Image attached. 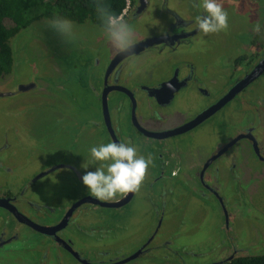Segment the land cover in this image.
<instances>
[{
	"label": "flooded vegetation",
	"instance_id": "flooded-vegetation-1",
	"mask_svg": "<svg viewBox=\"0 0 264 264\" xmlns=\"http://www.w3.org/2000/svg\"><path fill=\"white\" fill-rule=\"evenodd\" d=\"M238 1L242 2V8H249L247 0ZM193 8L192 0H129L125 8L128 9L126 18L139 36L134 53L117 55L103 34L101 39L104 43L95 54L97 95L105 104L106 132L111 141L127 142L131 139L140 155L152 158L153 163L140 190L112 201H100L88 191H77L78 183L75 187L60 189L58 184L66 186L72 184L71 180L80 181L83 174L79 166L48 165L33 177H29L27 172L17 173L21 168L0 167V262L148 264L161 256L169 258L168 253L172 251L173 257L182 258L181 261L187 264L180 250H170L172 243L169 240L161 243L154 240L167 216L164 208L167 209L183 194L187 196L190 193L188 189L214 192L209 193L217 196L220 214L228 219L225 207L230 202L229 187L236 177L234 170L239 166V152H252L256 160L264 163V147L259 141L263 134L254 118L257 109L249 108L264 105V93L255 87L260 83L257 81L264 77V65L259 66L264 60V28L255 34L247 52H238L233 58L226 56L222 63L217 61L213 64L215 70L219 67L228 69V78L223 86L214 87L218 90L214 99L191 107L189 98L192 94L212 96L208 90L210 85L203 77L212 68L208 64L212 62H195L198 48L193 47L192 41L203 33L196 30L193 21L198 11ZM82 25L76 24L75 27ZM44 38L50 44L59 42L53 36ZM214 43L215 39L210 38L207 45L209 53L213 51ZM18 62H24V59ZM100 67L103 69L99 70ZM257 67L260 73L253 77ZM16 68L15 60L13 70L6 75L9 79L13 78L11 74ZM217 80L212 77V85ZM8 81L6 77L0 81L2 97L37 87V83L30 80L9 88ZM92 87L97 89L95 84ZM245 92L251 95L250 99L241 95ZM229 93L234 95L228 97ZM240 95L241 109L228 110L231 118L236 117L233 135L226 139L219 137L212 152L194 151L190 138L196 129L214 117H220L224 107ZM258 96L262 98L258 100ZM139 116L143 119L140 120ZM109 124L117 139L113 138ZM4 148H0V154L11 159L12 153ZM224 156L233 159L228 167L232 177L226 170L222 175L223 169H217ZM156 159L160 164H156ZM225 175L230 177L225 179ZM45 181L49 182L43 184ZM138 197H143L142 200L149 204L148 219L152 222L145 224L144 236L141 234L135 238L125 232L133 221H138L135 210L129 209ZM162 202L165 206L163 211ZM22 203L32 208L31 214L23 209ZM236 204L232 203V207L235 208ZM33 211L50 215L49 221H41ZM241 220L243 218L238 220L239 229L237 224L235 229H227L228 234L233 233L237 237L229 238L217 256L201 258L199 264H225L237 256L258 254L240 253L244 248H240L242 240L249 241V236L248 239L241 238L245 233Z\"/></svg>",
	"mask_w": 264,
	"mask_h": 264
},
{
	"label": "rangeland",
	"instance_id": "rangeland-1",
	"mask_svg": "<svg viewBox=\"0 0 264 264\" xmlns=\"http://www.w3.org/2000/svg\"><path fill=\"white\" fill-rule=\"evenodd\" d=\"M247 1L249 8L244 9L242 2L238 0H224V5L229 11V27L218 33L203 34L192 41L193 47L198 48L197 58L193 57L192 60L195 58V62L201 64L212 62L208 63L212 65L208 70L209 74L203 76L210 85L208 90L212 96L207 98L204 93L192 94L189 98L191 107L198 106L199 102L204 105L208 100L214 99L218 92L214 87L223 86L228 78V69L219 67V70H215L213 64L217 61L222 63L226 56L233 58L238 52H247L256 34L252 30V25L259 19L260 12L264 11L258 4H254L253 0ZM41 20L34 22L32 27L23 29V32L12 40V45L16 49L17 68L11 74L13 78L9 79L6 76L9 80L7 87L16 88L18 84L30 80H34L37 87L15 95L0 96V148L5 147L6 151L12 153L11 159L5 154H0V167L9 165L12 168H21L17 173L27 172L29 177H33L42 168L60 163L79 166L83 174L85 170L81 167L84 160L82 153L86 155L87 149L93 144L111 141L104 127V102L101 96L97 95V71L94 70L95 54L104 43L101 39L102 28L93 23L74 27V37L70 44L60 42L50 44L44 37L51 38L52 34L48 29H41ZM210 38L215 39L211 53L207 46ZM23 59L24 62H18ZM102 69L103 67L99 68ZM93 72L95 73L92 74ZM212 77L218 79L216 84L212 85ZM257 83L259 85L255 87L264 93V77ZM93 84L97 89H93ZM241 95L247 96L248 99L251 96L246 92ZM241 95L224 107L220 117H214L196 129L190 138L194 151L212 152L215 149L213 144H217L216 140L219 137L226 139L233 135L237 122L235 116L231 118L228 110L235 107L241 109L239 103H242ZM261 98L258 96V100ZM253 107L257 109L254 118L257 126L261 128L263 135L259 137V141L264 147V105L251 106L250 110ZM244 109L246 110L247 106ZM139 119H143V116H139ZM251 154L253 153L239 152V166L234 170L236 177L232 187H229L230 202L225 205L228 219H224L220 214V201L217 196L209 193L212 191L188 189L190 193L187 196L183 194L167 209L162 202L161 211L165 207L167 216L154 240L155 243L167 239L172 243L170 250H180V255L183 254L182 257L187 260V264H199L202 259L219 254L227 240L235 236L233 233L228 234L227 229H235L236 224L239 229L238 220L243 218L241 223L244 222L242 229L245 233L241 234V238L248 239L249 236V241L242 240L240 248H244L240 253H263L264 163L256 160ZM232 160L230 156H224L219 160L217 169H223L222 175L224 170L229 173L228 167ZM155 162L160 164L157 159ZM61 171L62 169L59 170ZM229 174L232 177L231 173ZM230 176L225 175V179ZM79 180L76 182L71 180L72 184L66 186L58 185L61 186L60 189H65L68 186L75 187V183H78L76 190L86 192L87 188L83 185L82 179ZM47 182L49 181L43 184ZM142 198L138 197L133 201L134 204L129 206L131 211L135 210L134 213H137L138 221H133L125 234L135 238L141 234L144 236L145 224L152 222V219H148L149 204ZM232 203H237L235 208L232 207ZM21 205L31 214V207L23 203ZM33 213L41 221H49L50 215L45 216L37 211ZM82 241L86 243L83 238ZM184 246L188 249L186 250ZM168 254L169 258L161 256L148 264H185L181 261L182 258L178 260L173 257L174 252L170 251ZM11 263L15 261L0 262Z\"/></svg>",
	"mask_w": 264,
	"mask_h": 264
},
{
	"label": "clouds",
	"instance_id": "clouds-1",
	"mask_svg": "<svg viewBox=\"0 0 264 264\" xmlns=\"http://www.w3.org/2000/svg\"><path fill=\"white\" fill-rule=\"evenodd\" d=\"M264 10V0H253ZM198 10L194 18L196 30L204 35L218 33L229 27V11L224 0H192ZM96 11L102 22V32L111 49L117 55H131L139 36L124 13L115 14L107 7L97 5ZM41 29L50 30L61 44H70L74 37V22L60 14L46 16L40 21ZM264 28V11L252 25V30L261 33ZM81 167L85 170L81 179L92 197L100 201H112L119 196L138 192L152 165L151 156L138 153L131 139L125 141L99 142L87 149ZM94 170H89V169Z\"/></svg>",
	"mask_w": 264,
	"mask_h": 264
},
{
	"label": "trees",
	"instance_id": "trees-1",
	"mask_svg": "<svg viewBox=\"0 0 264 264\" xmlns=\"http://www.w3.org/2000/svg\"><path fill=\"white\" fill-rule=\"evenodd\" d=\"M97 5L121 14L127 7V0H0V80L13 70L12 40L23 29L53 14L64 15L75 24L93 23L102 28ZM225 264H264V252L237 256Z\"/></svg>",
	"mask_w": 264,
	"mask_h": 264
},
{
	"label": "water",
	"instance_id": "water-1",
	"mask_svg": "<svg viewBox=\"0 0 264 264\" xmlns=\"http://www.w3.org/2000/svg\"><path fill=\"white\" fill-rule=\"evenodd\" d=\"M262 64L264 65V60L262 61V63H261L259 66H261ZM263 67H264V66H263ZM258 69H259V67H257V68L254 70V73H256V74H255L253 77H255L256 75H258V74L260 73V70H258ZM254 73H253V74H254ZM253 74H252V75H253ZM233 95H234L233 93H231V94L229 93V96H228V97H232ZM228 97H226V98H228ZM221 104H222V102H220V105H221ZM104 105H105V104H104ZM109 126H110L109 128H111V132H112L113 138L117 139V138H116V134H115L114 131L112 130V126H111V124H109ZM39 228H40V227H39Z\"/></svg>",
	"mask_w": 264,
	"mask_h": 264
},
{
	"label": "built area",
	"instance_id": "built-area-1",
	"mask_svg": "<svg viewBox=\"0 0 264 264\" xmlns=\"http://www.w3.org/2000/svg\"><path fill=\"white\" fill-rule=\"evenodd\" d=\"M129 0H127V3H128Z\"/></svg>",
	"mask_w": 264,
	"mask_h": 264
}]
</instances>
